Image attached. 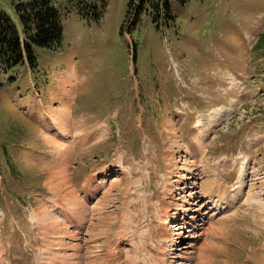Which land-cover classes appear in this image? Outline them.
Instances as JSON below:
<instances>
[{"label": "rangeland", "instance_id": "obj_1", "mask_svg": "<svg viewBox=\"0 0 264 264\" xmlns=\"http://www.w3.org/2000/svg\"><path fill=\"white\" fill-rule=\"evenodd\" d=\"M130 2L59 0L0 68V264H264V0Z\"/></svg>", "mask_w": 264, "mask_h": 264}, {"label": "trees", "instance_id": "obj_2", "mask_svg": "<svg viewBox=\"0 0 264 264\" xmlns=\"http://www.w3.org/2000/svg\"><path fill=\"white\" fill-rule=\"evenodd\" d=\"M59 0H30L14 3L23 33L6 12L0 13V68L9 69L19 64H36L35 48H56L63 37V14L56 7ZM143 0H131V7ZM146 11L155 17L174 15L170 10L171 0H144ZM185 2V0H180ZM141 10V9H140ZM255 51L264 52V30L258 38Z\"/></svg>", "mask_w": 264, "mask_h": 264}, {"label": "bare ground", "instance_id": "obj_3", "mask_svg": "<svg viewBox=\"0 0 264 264\" xmlns=\"http://www.w3.org/2000/svg\"><path fill=\"white\" fill-rule=\"evenodd\" d=\"M66 84L68 85V81H66ZM71 90L72 89H70V90H67V93L69 94V92H71ZM59 98V97H58ZM63 102V101H62ZM68 103V102H67ZM57 109V108H56ZM68 109V105L66 104V103H64V104H62V107L60 108L59 107V110H55V111H57L56 112V115H59L60 113H64L65 112V110H67ZM181 112V111H180ZM54 118H56L57 120H59L60 122H63L64 124H61V126L62 127H60V126H58V123H57V121L56 120H54L55 121V123H56V126H58L61 130H59L61 133H63L64 135H69V134H71L70 133V130H71V128L70 127H66V126H63V125H66L67 123H68V120L67 119H64V117H60V119H59V117H57V116H53ZM71 118V117H70ZM72 119V118H71ZM73 120V119H72ZM204 125H202L201 123L198 125V128H199V130H201V135L202 136H205V132H204V127H203ZM57 129V128H56ZM73 129V128H72ZM74 130V129H73ZM69 131V132H68ZM51 133V132H50ZM50 133L49 132H47V134L45 135V137H46V140H48L49 141V143L50 144H52V145H54L55 147H54V149L53 150H55V153L56 154H58L59 155V157H60V159L63 161L64 159L66 160L67 158H70L71 156H70V154H71V152H72V149H74V145H73V143L70 141V142H65L64 140L62 141L61 139H59V138H56V137H54V135L53 136H51L50 135ZM99 135H98V137H100V136H102V135H104V132H102V131H100L99 133H98ZM95 137H97L96 135H95ZM88 138V137H87ZM68 140V139H67ZM58 150H56V149ZM61 155V156H60ZM67 161V160H66ZM63 163H61V165H62ZM69 166V165H68ZM67 167V166H66ZM62 173V172H61ZM53 174V173H52ZM64 174V173H63ZM54 175V174H53ZM53 178V177H52ZM63 179H64V177H62ZM61 178V179H62ZM54 179V178H53ZM68 181V180H67ZM65 182H66V180H65ZM52 183V182H51ZM56 183V182H55ZM64 183V182H63ZM66 184H68V186H69V184L70 183H68V182H66ZM57 185V184H56ZM228 188V187H227ZM71 193V196L73 195V193L72 192H70ZM70 196V197H71ZM77 200H78V198H77ZM77 202H79V201H77ZM69 203V202H68ZM70 204H71V202H70ZM77 204V203H76ZM83 207V206H82ZM80 215V214H79ZM41 217V216H40Z\"/></svg>", "mask_w": 264, "mask_h": 264}, {"label": "crops", "instance_id": "obj_4", "mask_svg": "<svg viewBox=\"0 0 264 264\" xmlns=\"http://www.w3.org/2000/svg\"><path fill=\"white\" fill-rule=\"evenodd\" d=\"M51 114H52V113H51ZM53 123H54L55 127H56L58 130H61L58 126H56L55 121H53ZM73 131H75V130L71 129V130H70V133L73 132Z\"/></svg>", "mask_w": 264, "mask_h": 264}]
</instances>
